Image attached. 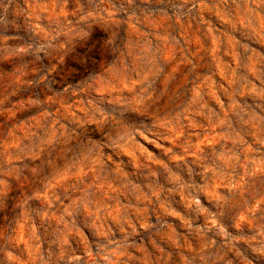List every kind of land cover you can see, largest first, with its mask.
<instances>
[{"label": "clouds", "instance_id": "clouds-1", "mask_svg": "<svg viewBox=\"0 0 264 264\" xmlns=\"http://www.w3.org/2000/svg\"><path fill=\"white\" fill-rule=\"evenodd\" d=\"M193 23L248 54L264 0H0V264L21 241L28 264H264V79L240 63L219 107L196 95L161 110L169 53L199 67ZM203 110L211 149L185 134Z\"/></svg>", "mask_w": 264, "mask_h": 264}, {"label": "rangeland", "instance_id": "rangeland-1", "mask_svg": "<svg viewBox=\"0 0 264 264\" xmlns=\"http://www.w3.org/2000/svg\"><path fill=\"white\" fill-rule=\"evenodd\" d=\"M71 7L70 5V10ZM204 15L206 19H212L213 23L220 28L222 34L225 33L226 29L229 30L226 33L227 36L235 34L238 30L239 26H237V28H232L231 25L219 20V17L211 10V3H209V8L205 10ZM186 31L190 38L188 48L192 54L189 59L198 64L199 67L197 72L193 74L189 72L190 65L181 62L179 54L169 53L167 57L169 75L165 80H162L159 85L161 89H166L165 96L160 102L162 105L161 110L179 105L188 96L195 97L196 95L202 96L203 102L207 104L208 107H219L221 103H225L228 100V96L223 94V91L225 88L230 87L229 73L232 69L238 68V64L240 63H243L245 66L251 65L250 70L240 68L239 71L241 74L246 75L248 79L257 86H259L260 80L264 79V33L253 39L248 45L251 51L245 54L242 49H232V46L226 43V36H222L218 44L215 42L217 40L215 32L207 37L201 36L194 23L190 26H186ZM209 69L214 73L211 78L205 75V72ZM0 92H4L3 87H0ZM4 95L6 96L7 93L5 92ZM12 99H15V97H8L5 103ZM242 99H250V97L245 96L242 97ZM16 115L18 117L21 113H17ZM0 116H2L5 121L8 120L7 114H0ZM188 131L195 134L193 136V141L196 139L205 141L204 146L206 149H211L214 146L213 140L215 134L211 125V115L207 114L206 110L201 111L196 119L192 121V126L190 129L186 130L185 134H187ZM253 132L255 133L256 130L254 129ZM201 133H204V135L200 136ZM245 139L253 148L259 147L257 134L245 136ZM7 147L8 145H5V149ZM156 151L159 152L160 150ZM238 171L242 172L243 168H239ZM56 191L60 192L64 191V189L58 188ZM98 195H100L99 190ZM206 196L209 202H211L215 193H206ZM102 198L107 199L106 197ZM175 207L177 211H180L183 205L177 204ZM261 209L264 210V205H261ZM184 211H187V209ZM168 219L180 224L186 223L188 218L184 216V212H181L180 217H168ZM51 222L55 223L54 220ZM108 223H113L111 217H109ZM175 226L176 225H173V227ZM249 230L251 231V229ZM5 231H7L6 227H0V235ZM169 249H172L171 245L165 247L164 251L167 252ZM83 250L84 243L77 238V242L72 246V251L76 254H80ZM172 251L176 253L179 250L172 249ZM16 252L18 254V261L16 264H28L30 257L22 241L18 244ZM153 254L163 256L164 253L156 248L150 247L148 249V256H152ZM134 255L143 257L145 254L143 252H134ZM237 258L242 260V257ZM166 259L167 264H177L178 256L173 254ZM137 264H143V262L137 261Z\"/></svg>", "mask_w": 264, "mask_h": 264}]
</instances>
